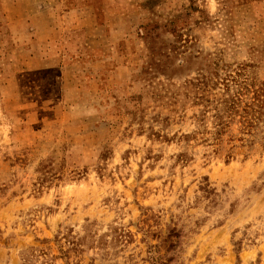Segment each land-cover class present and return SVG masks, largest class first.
<instances>
[{
    "label": "rangeland",
    "instance_id": "rangeland-1",
    "mask_svg": "<svg viewBox=\"0 0 264 264\" xmlns=\"http://www.w3.org/2000/svg\"><path fill=\"white\" fill-rule=\"evenodd\" d=\"M0 264H264V0H0Z\"/></svg>",
    "mask_w": 264,
    "mask_h": 264
},
{
    "label": "crops",
    "instance_id": "crops-1",
    "mask_svg": "<svg viewBox=\"0 0 264 264\" xmlns=\"http://www.w3.org/2000/svg\"><path fill=\"white\" fill-rule=\"evenodd\" d=\"M88 3H89V2H88ZM88 8H91V10H93V9H92V5H91V7H90V5H88Z\"/></svg>",
    "mask_w": 264,
    "mask_h": 264
}]
</instances>
